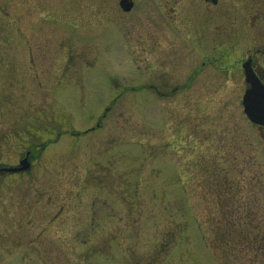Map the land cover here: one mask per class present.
I'll list each match as a JSON object with an SVG mask.
<instances>
[{"label":"rangeland","instance_id":"rangeland-1","mask_svg":"<svg viewBox=\"0 0 264 264\" xmlns=\"http://www.w3.org/2000/svg\"><path fill=\"white\" fill-rule=\"evenodd\" d=\"M119 1L0 0V168L32 152L0 174V264H264L227 218L264 211L244 76L174 91L196 54Z\"/></svg>","mask_w":264,"mask_h":264},{"label":"flooded vegetation","instance_id":"flooded-vegetation-1","mask_svg":"<svg viewBox=\"0 0 264 264\" xmlns=\"http://www.w3.org/2000/svg\"><path fill=\"white\" fill-rule=\"evenodd\" d=\"M120 2V1H119ZM134 7L132 14L142 11L148 3L163 12L170 33L178 38L181 44L179 61L187 60L188 50L196 54L193 58L195 67L174 91H193L203 69L215 72L224 71L228 74L244 76V64L247 61L264 82V0H130ZM154 7V8H155ZM247 88V84H246ZM196 91V90H195ZM257 191V190H256ZM259 198L261 208H264V194L262 192L251 195ZM222 195H218L222 204ZM232 198V203H234ZM250 199V196L247 200ZM243 202L242 207L228 208L227 218L233 223H242L246 228L242 230L243 237L236 239L235 247L247 248L260 255L264 248V211L259 215L250 211ZM237 211L239 212L236 215ZM245 211V212H244ZM248 217V220H247ZM252 220L260 221L252 234ZM244 248V247H243ZM248 249V250H249ZM247 251V250H246Z\"/></svg>","mask_w":264,"mask_h":264},{"label":"water","instance_id":"water-1","mask_svg":"<svg viewBox=\"0 0 264 264\" xmlns=\"http://www.w3.org/2000/svg\"><path fill=\"white\" fill-rule=\"evenodd\" d=\"M120 5L126 12L131 11L133 8V3L129 0H121ZM243 68L246 83L248 85L243 97L245 113L253 124L259 126L260 128H264V82H262L256 74L250 61H247ZM30 155L31 152H28L26 158L21 161L20 166L18 167L0 168V174L19 173L30 170Z\"/></svg>","mask_w":264,"mask_h":264}]
</instances>
